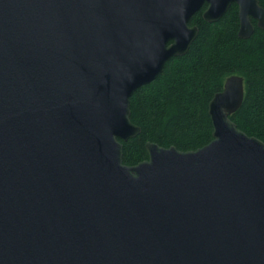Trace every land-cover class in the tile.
Listing matches in <instances>:
<instances>
[{
	"label": "water",
	"instance_id": "95a60500",
	"mask_svg": "<svg viewBox=\"0 0 264 264\" xmlns=\"http://www.w3.org/2000/svg\"><path fill=\"white\" fill-rule=\"evenodd\" d=\"M238 8L240 39L264 30L258 0H0V264H264V142L229 118L244 79L208 104L212 140L146 142L130 98Z\"/></svg>",
	"mask_w": 264,
	"mask_h": 264
},
{
	"label": "trees",
	"instance_id": "16d2710c",
	"mask_svg": "<svg viewBox=\"0 0 264 264\" xmlns=\"http://www.w3.org/2000/svg\"><path fill=\"white\" fill-rule=\"evenodd\" d=\"M258 1L264 8V0ZM204 9L189 20L199 32L187 53L169 60L155 80L131 96L130 120L141 132L122 142L125 165L147 159L146 142L181 151L208 144L213 133L208 104L232 75L243 77L244 98L229 118L248 136L264 142V30L252 21L253 34L240 39L236 5L215 23L202 18Z\"/></svg>",
	"mask_w": 264,
	"mask_h": 264
}]
</instances>
